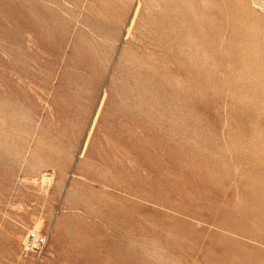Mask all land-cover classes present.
Returning <instances> with one entry per match:
<instances>
[{
    "label": "rangeland",
    "instance_id": "rangeland-1",
    "mask_svg": "<svg viewBox=\"0 0 264 264\" xmlns=\"http://www.w3.org/2000/svg\"><path fill=\"white\" fill-rule=\"evenodd\" d=\"M0 264H264V0H0Z\"/></svg>",
    "mask_w": 264,
    "mask_h": 264
},
{
    "label": "built area",
    "instance_id": "built-area-1",
    "mask_svg": "<svg viewBox=\"0 0 264 264\" xmlns=\"http://www.w3.org/2000/svg\"><path fill=\"white\" fill-rule=\"evenodd\" d=\"M50 239L49 231H38L36 229L29 230L26 240L22 247V252L25 255L35 254L41 257Z\"/></svg>",
    "mask_w": 264,
    "mask_h": 264
}]
</instances>
